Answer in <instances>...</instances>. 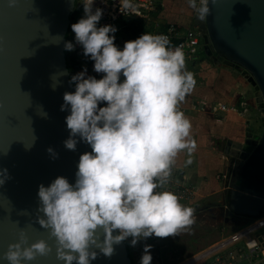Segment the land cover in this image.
Here are the masks:
<instances>
[{
    "label": "clouds",
    "instance_id": "9594fccd",
    "mask_svg": "<svg viewBox=\"0 0 264 264\" xmlns=\"http://www.w3.org/2000/svg\"><path fill=\"white\" fill-rule=\"evenodd\" d=\"M95 2L80 3L84 16L71 25L75 44L66 42L65 50L82 46L83 55L94 62L93 71L103 75L99 79L88 75L86 66L72 75L69 83L75 91L65 92L61 105V111L70 113L65 118L69 136L64 147L76 151L83 142L91 151L80 155L74 183L58 176L48 186L40 184L37 192L36 222L55 239V257L62 264H92L101 254L110 258L114 246L128 238L134 247L153 235L176 236L195 223V209L166 190L175 158L196 148L190 138L191 121L179 108L196 86L185 53L172 47L166 35L149 32L119 47L118 28L98 26L103 9H94ZM187 2L203 21L216 0ZM14 3L9 0V6ZM119 5L121 14L130 11L141 17L133 0H119ZM56 86L52 83L53 89ZM47 152L58 158L52 147ZM9 179L8 169H0V185ZM151 247L144 245L140 264H151ZM52 252L53 246L44 239L29 245L21 230L2 259L7 264H30Z\"/></svg>",
    "mask_w": 264,
    "mask_h": 264
},
{
    "label": "water",
    "instance_id": "95a60500",
    "mask_svg": "<svg viewBox=\"0 0 264 264\" xmlns=\"http://www.w3.org/2000/svg\"><path fill=\"white\" fill-rule=\"evenodd\" d=\"M77 2L15 0L9 6V0H0V169L7 168L11 176L0 185V264H7L3 253L21 230L29 245L44 239L53 246L52 254L30 264H62L55 257V239L36 222L37 192L58 176L74 183L80 155L91 151L83 142L76 151L63 144L70 114L61 111L63 94L75 91L65 43ZM209 7L206 20H194L207 57L245 69L260 90L264 113V0H216ZM49 147L57 159L50 157ZM230 155L226 207L247 223L256 221L264 216V130L258 140L234 143ZM258 240L264 248V229ZM114 247L110 258L101 254L92 264H133L125 242Z\"/></svg>",
    "mask_w": 264,
    "mask_h": 264
},
{
    "label": "rangeland",
    "instance_id": "374dc122",
    "mask_svg": "<svg viewBox=\"0 0 264 264\" xmlns=\"http://www.w3.org/2000/svg\"><path fill=\"white\" fill-rule=\"evenodd\" d=\"M165 15L172 21H177L178 16L183 15L194 27L196 14L189 7L187 0H178L177 3H174L165 11ZM163 25L164 23H161L162 28H164ZM153 31L152 25L146 24L135 35L129 34L126 27L122 26L117 35L121 39L119 45L122 48L125 41L134 40L145 32L153 34ZM82 62L84 67L86 66L89 69L88 66L93 61L82 58ZM229 67H233L242 78L249 79V83L257 89L258 86L252 76L247 78L243 74L245 69L240 68L238 65ZM188 70L191 71V69ZM75 74H77V71L72 72V75ZM88 75L96 77L94 72H88ZM256 92L259 95L260 90H256ZM252 94L253 98L250 99L251 102L247 106L250 109L253 105H260L256 93L253 92ZM181 103L187 108L186 117L192 124L190 138L195 140L196 148L191 153H188L187 150L181 151L175 158L173 166L192 177L197 185L202 186L201 193L195 202L185 205L195 209V223L187 230H181L176 236L165 238L152 236L153 238L149 237L139 241L137 247L130 251L133 264H140L145 244L152 246L150 249L153 257L151 264L181 263L194 255L215 247L224 237L231 235L247 224L244 219L231 214L226 207L229 201V184L231 182V177H227V169L231 160L229 153L234 143H239V135L237 132L227 133L223 124L218 123L217 120L222 118L223 115L218 112L216 101L209 103L193 92L189 93ZM250 113L255 114L252 110ZM250 118H253V116H250ZM258 128L257 133H259V136L256 135L254 128H250L247 130L250 133L244 135L242 142L258 140L262 136L264 123L259 125ZM189 160H191V163L187 162ZM241 264H264V256L260 255L253 259H246Z\"/></svg>",
    "mask_w": 264,
    "mask_h": 264
},
{
    "label": "built area",
    "instance_id": "2783aa9c",
    "mask_svg": "<svg viewBox=\"0 0 264 264\" xmlns=\"http://www.w3.org/2000/svg\"><path fill=\"white\" fill-rule=\"evenodd\" d=\"M81 2L82 0H78L77 2L74 19L77 18L79 20L84 16ZM133 2L139 7L141 17L133 16L130 11L125 15L121 14L119 11V0H107V3H105V0H96L94 5V9L96 7L103 9V17L98 26L111 24L118 28V31L115 33V43L119 47L121 39L117 35L121 31L125 19L132 18L150 23L154 20L155 14L166 6L168 0H133ZM153 27V34L166 35L172 47L182 48L185 53L186 62H195L200 58L202 52L206 55L204 50V36L197 28L183 30L182 26L178 23L167 24L164 29H160L158 24H154ZM70 52L78 59L86 58L83 55V49L80 45H76L75 50ZM179 108L186 115L187 108L182 103L179 105ZM219 109L228 111L231 108L227 105L220 104ZM166 190L174 192L183 205L195 202L201 193V187L191 177L182 173V171L176 169L174 166H172L171 176L166 185ZM263 229L264 216L256 221L248 222L246 226L224 237L215 247L176 264H241L246 259H253L260 255L264 256V248L258 240V236ZM130 240L131 238H128L124 242L129 251H132L137 247L139 242L133 247L130 244Z\"/></svg>",
    "mask_w": 264,
    "mask_h": 264
},
{
    "label": "crops",
    "instance_id": "0c3cea01",
    "mask_svg": "<svg viewBox=\"0 0 264 264\" xmlns=\"http://www.w3.org/2000/svg\"><path fill=\"white\" fill-rule=\"evenodd\" d=\"M176 1L178 2V0H168L166 6L155 14L154 20L150 23L145 22V25L150 24L153 27L154 24H158L160 29H164L167 24L178 22L183 30L194 28L183 15L178 16L177 21H172L165 15V11L171 5L177 3ZM161 23H164V28H162ZM93 63L88 66L90 68L87 69V72H94ZM186 66L187 69H191L196 80L195 89L191 93L194 92L200 98L206 99L209 103L216 101L217 104H215L218 106V112L223 115L217 121L223 124L227 133L237 132L239 135V143L242 142L245 134L250 133L249 131L247 132L250 128H254L253 130H255L256 135L259 136V133H257L259 131L258 127L264 123L263 107L261 105H253L252 109L247 107L251 102L250 99L253 98V92L256 93L258 101L256 89L249 83V79L242 78L233 67H229L223 63H217L212 58L207 57L203 52L195 62H186ZM97 74L96 78L98 79L103 75ZM228 102L230 103L228 104ZM220 104L227 105L231 109L222 111L219 109ZM251 110L255 112L254 115L250 113ZM250 116H253V118H250ZM200 187L202 188L201 185Z\"/></svg>",
    "mask_w": 264,
    "mask_h": 264
},
{
    "label": "trees",
    "instance_id": "16d2710c",
    "mask_svg": "<svg viewBox=\"0 0 264 264\" xmlns=\"http://www.w3.org/2000/svg\"><path fill=\"white\" fill-rule=\"evenodd\" d=\"M77 21H78L77 18L73 19L71 25L73 23H76ZM123 26L126 27V31L129 34H135L136 35L137 33H139L143 29V26H145V22L142 20L129 18V19L124 20ZM67 40H68V42L71 41V42L75 43V34L72 32L71 26H70L69 33L67 36ZM66 54H67V60H68V67H69L71 73L73 71L78 72V71L84 69L82 59H78L77 57L72 55V53L70 51H66Z\"/></svg>",
    "mask_w": 264,
    "mask_h": 264
},
{
    "label": "flooded vegetation",
    "instance_id": "af4514ba",
    "mask_svg": "<svg viewBox=\"0 0 264 264\" xmlns=\"http://www.w3.org/2000/svg\"><path fill=\"white\" fill-rule=\"evenodd\" d=\"M230 154V153H229ZM233 157L231 156V159H232ZM230 163H231V160L229 161ZM230 163H229V165H230Z\"/></svg>",
    "mask_w": 264,
    "mask_h": 264
}]
</instances>
